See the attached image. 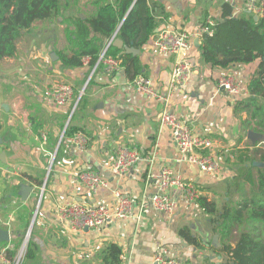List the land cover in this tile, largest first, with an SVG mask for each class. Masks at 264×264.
Listing matches in <instances>:
<instances>
[{"label": "crops", "instance_id": "1", "mask_svg": "<svg viewBox=\"0 0 264 264\" xmlns=\"http://www.w3.org/2000/svg\"><path fill=\"white\" fill-rule=\"evenodd\" d=\"M114 1L64 0L60 22H52L57 18L36 22L18 44L16 58L0 62V264L6 251L18 254L29 232L36 250L26 264H106L102 255L110 243L121 248V264H152L158 253L183 264H225L218 252L220 223L200 208L197 199L205 197L222 210L254 195L258 171L264 169L258 152H264V135L253 132L246 123L249 114L236 115L234 105L249 97L246 86L258 63L211 71L202 65L198 49L204 23L222 21L227 3L233 7V17L250 15L249 1L147 0L162 26L144 48L129 53L139 59L143 76L164 95L170 90L176 58L156 54V36L163 29H175L191 37L183 57L189 67L187 81L181 90H171L164 105L140 95L125 68L110 74L105 61L92 67L84 59L80 67H67L60 58L71 54L73 27L66 19L93 16L97 13L93 2ZM124 50L122 54L127 53ZM228 75L235 77L239 95L219 87L220 78ZM56 84L72 86L81 99L56 105L48 96ZM165 108L195 135L212 142L209 154L220 164L216 176L203 174L181 155L170 131L160 126ZM77 134L88 138L83 149L71 141ZM120 146L142 156L124 177L111 170ZM164 169L192 184L200 196L190 202L178 196L172 215L141 211L144 197L157 192ZM88 171L100 175L107 187L90 193L77 176ZM25 188L31 193L24 200ZM116 193L136 202L130 218L78 232L60 219L59 209L65 204L107 205L114 211ZM182 229L200 246L184 238ZM5 231L8 241L1 240Z\"/></svg>", "mask_w": 264, "mask_h": 264}, {"label": "trees", "instance_id": "2", "mask_svg": "<svg viewBox=\"0 0 264 264\" xmlns=\"http://www.w3.org/2000/svg\"><path fill=\"white\" fill-rule=\"evenodd\" d=\"M93 5L97 7L93 16L66 19L73 30L69 32L71 54L60 56L63 64L80 67L84 59H89L94 67L105 53V58L121 61V68H125L126 75L134 82L143 76L139 59L131 53L122 54V49L109 43L117 37L124 44V52L142 49L155 37L162 21L153 16L147 0L93 2ZM62 11V0H0V62L16 58L18 44L36 22L61 17ZM232 14L233 7L227 3L222 21L212 27L204 23L210 33L201 37L198 49L201 63L211 71H230L258 63L246 86L249 97L236 101L234 111L236 115L249 114L246 123L253 132L264 135V12L259 20L251 14L237 18ZM67 135H73L72 131ZM258 152L262 153L264 162V152ZM253 193L251 199L243 196L239 203L228 204L222 210L205 197L197 199L200 208L220 223L218 252L225 258V264H264V169L258 171ZM180 232L190 243L200 246L188 230ZM35 250L32 241L29 242L24 264L34 257ZM121 254V248L110 243L102 256L106 264H121ZM5 255L14 260L17 253L6 251Z\"/></svg>", "mask_w": 264, "mask_h": 264}, {"label": "built area", "instance_id": "3", "mask_svg": "<svg viewBox=\"0 0 264 264\" xmlns=\"http://www.w3.org/2000/svg\"><path fill=\"white\" fill-rule=\"evenodd\" d=\"M248 12L255 18L263 16L264 0H248ZM207 25L214 26L215 22L208 20ZM210 33L208 27L200 28V36ZM154 42V51L160 56L174 57L176 63L171 75L170 90L167 95L159 92L151 83L150 79L144 76L138 77L133 83L137 92L160 104H167L173 89L181 90L188 78L189 67L183 57L191 46L190 34L186 31L175 29L161 30ZM100 61H105L106 71L114 74L121 69V61L113 58H105V53ZM239 85L235 83L233 75L222 76L219 80V87L232 95H239ZM48 96L58 106H65L76 99L72 86L67 84H56L48 90ZM160 126L168 129L171 133L173 143L186 161L195 166L208 176H216L220 171V164L211 154L212 142L198 135H195L183 121L174 113L165 108L160 115ZM77 149H83L88 144V138L83 134H77L71 139ZM142 161L140 153L127 146H120L117 155L111 164L112 172L124 177L139 162ZM78 179L88 191L96 194L99 190L106 188L107 183L95 172H78ZM178 196L190 202L200 195L197 189L190 183L184 182L180 177L173 175L169 169L161 171L157 192L151 196H145L141 205V211L153 209L157 212L172 215L177 209ZM118 200L114 211L107 205H90L82 203L65 204L60 207V219L73 231L92 230L108 224L114 219L125 220L133 214L136 202L129 196L116 193ZM13 217L9 219V223ZM26 246V245H25ZM25 249L21 250L14 260L3 255V264H24ZM25 251V252H24ZM152 264H183L178 259L168 258L158 253Z\"/></svg>", "mask_w": 264, "mask_h": 264}, {"label": "water", "instance_id": "4", "mask_svg": "<svg viewBox=\"0 0 264 264\" xmlns=\"http://www.w3.org/2000/svg\"><path fill=\"white\" fill-rule=\"evenodd\" d=\"M111 44H113L115 47H118L119 49H123L124 48V44H123V42L120 39H115V41H112ZM125 52L129 53V52H133V50L132 49H128ZM80 99H81V96L79 97L78 101ZM251 135H253V133H251ZM30 193H31V188H25V189H23V199L24 200L27 199L28 196L30 195ZM86 230H88V229H86ZM1 237H2L1 240L8 241L9 240V232H7V231L3 232L2 235H1ZM29 237H30V232L27 234V236L25 238V241L23 243V247H22L21 250H23L25 247H27V244L29 242Z\"/></svg>", "mask_w": 264, "mask_h": 264}, {"label": "rangeland", "instance_id": "5", "mask_svg": "<svg viewBox=\"0 0 264 264\" xmlns=\"http://www.w3.org/2000/svg\"><path fill=\"white\" fill-rule=\"evenodd\" d=\"M62 5L64 6V0L62 1ZM62 19L61 18H57V19H55V20H52V22H56V23H58V22H60ZM51 22V21H50ZM24 48V46L23 45H20V49L22 50ZM75 100H78V97L75 99ZM27 248V247H26ZM22 249V248H21ZM21 249L19 250V252L21 251ZM25 251H26V249H25ZM24 251V252H25ZM18 252V253H19Z\"/></svg>", "mask_w": 264, "mask_h": 264}]
</instances>
